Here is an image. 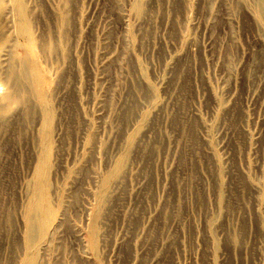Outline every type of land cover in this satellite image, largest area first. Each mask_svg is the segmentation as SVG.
<instances>
[{"label": "rangeland", "instance_id": "374dc122", "mask_svg": "<svg viewBox=\"0 0 264 264\" xmlns=\"http://www.w3.org/2000/svg\"><path fill=\"white\" fill-rule=\"evenodd\" d=\"M30 260L264 264V0H0V264Z\"/></svg>", "mask_w": 264, "mask_h": 264}, {"label": "bare ground", "instance_id": "6f19581e", "mask_svg": "<svg viewBox=\"0 0 264 264\" xmlns=\"http://www.w3.org/2000/svg\"><path fill=\"white\" fill-rule=\"evenodd\" d=\"M14 69V68H13ZM12 72V71H11ZM14 76V75H13ZM25 226H26V224H25ZM28 227H30L29 229H28V227H27V239L29 240V241H33L34 240V236H35V233H34V229L32 230V227H31V225H27ZM28 256V255H27ZM29 257V256H28ZM33 257V256H32ZM35 258V257H34ZM30 259H31V257H30ZM39 259V258H38ZM34 260V259H33ZM36 262H38L37 260H36ZM36 262H34V263H36ZM28 263V262H27ZM29 264H33V262H32V260H30V263Z\"/></svg>", "mask_w": 264, "mask_h": 264}]
</instances>
